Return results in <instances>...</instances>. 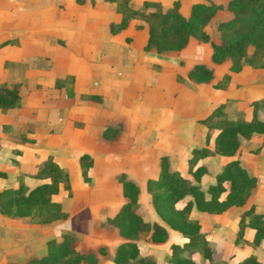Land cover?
<instances>
[{"label":"crops","instance_id":"obj_1","mask_svg":"<svg viewBox=\"0 0 264 264\" xmlns=\"http://www.w3.org/2000/svg\"><path fill=\"white\" fill-rule=\"evenodd\" d=\"M130 1L138 4L142 0H128L127 6ZM121 15L115 2L107 0H0V85L14 88L21 103L24 94H30L31 107V95L38 90L37 80L44 88L47 76V80L49 77L54 80L48 89L65 90L60 95L69 94L68 105L73 111L74 102H85L81 105L82 114H75L83 120V128L78 126L77 132L71 131L72 124L64 123L62 116L56 121L52 112L43 122L36 121L39 117L36 112L32 114L36 127L29 129L25 124L27 113L18 112L16 106L0 110V189L19 182L31 188L46 181L32 174L36 165L50 154L65 172L71 190L68 194L60 183L57 193L51 196L64 211V217L53 223L41 224L30 216L0 213V264H25L41 258L47 252V240L58 241L64 234L70 235V244L78 252L93 251L94 264H114L113 252L122 237L112 226L108 236L107 227L99 222L112 216L119 205L113 207L117 202L108 199L107 193L99 188L111 181L116 183L114 176L130 172L128 165L139 162L142 146L137 142L145 138L138 135L139 130L144 125L151 129L163 115L167 117L163 101L167 99V90L173 88L171 81L187 77L186 68L179 64V55L159 53L146 46V23L141 21L136 27L130 19L121 27L115 26ZM50 31L60 39L45 60L40 47L45 33ZM6 59L19 65V74L9 73ZM173 74L179 76L172 77ZM86 94L92 96L85 98ZM157 94L162 95L163 101ZM130 97L141 101H132ZM37 123L43 125L40 131ZM6 125H17L19 138L11 139L5 133ZM98 125L100 129L111 126L119 141L130 144L121 149L119 142L108 143L109 133L99 135ZM161 128L151 131V140L160 139L166 127ZM20 133L25 135L20 137ZM82 152L92 158L87 173L90 185L98 188L94 193L91 189L75 192V186L82 181L77 162ZM137 186L141 191L142 184ZM92 195L101 198L93 202ZM119 199L124 201V196L121 194ZM63 264L85 263L80 260Z\"/></svg>","mask_w":264,"mask_h":264},{"label":"trees","instance_id":"obj_2","mask_svg":"<svg viewBox=\"0 0 264 264\" xmlns=\"http://www.w3.org/2000/svg\"><path fill=\"white\" fill-rule=\"evenodd\" d=\"M114 1L117 0H107ZM127 1V0H124ZM126 4V3H125ZM171 7L160 10L157 1L143 0L140 8H130V14L138 15L147 23L146 46H153L156 52L179 49L187 41L190 34L208 22L218 4L211 1H194L190 5L189 14L183 16L177 10L178 2H172ZM128 7V6H127ZM232 16L219 24L222 30V40L218 43L209 41L212 61L230 59L229 69H240L239 60L244 56L245 45L254 40L257 34L264 32V0H232L229 2ZM130 14H123L119 27L125 25ZM132 15V16H133ZM262 24L261 28L259 26ZM227 30V32H225ZM229 31V32H228ZM206 37L205 32H201ZM264 54V52H262ZM187 77L197 81H206L211 77V68L202 62L194 63L187 71ZM20 96L14 88L0 85V110L17 106ZM264 106V96L253 100L250 118H230L220 106L213 107L207 114L197 119L204 126L203 144L192 146L186 159L187 172L192 180L183 176L178 170L169 168L166 158H161L160 169L155 178L146 180V189L150 194V202L156 216L163 222L147 221L136 210L138 186L136 182L121 172L116 179L120 182L121 193L126 197L108 222L124 237L114 249L112 261L114 264H153L141 256L139 247L132 234L142 232L148 241H163L169 227L183 237L182 242L171 241L165 260L170 264H195L192 253L199 251L201 257L209 264H218L212 259L213 248L210 236L200 230L199 221L189 216L192 207L199 211L218 212L229 206H238L245 202L250 187L255 184V177L249 175L233 155L242 139H248L253 132L264 131V122L256 117V107ZM212 138V146H209ZM220 153L231 158L225 162L222 169L214 175V181L203 189L196 180L203 174H209V167L199 162L206 156ZM78 166L82 180L89 181L87 173L92 164V158L86 152L78 155ZM32 176L46 179L31 188L22 182L16 186L0 189V213L5 215L30 216L38 219L41 224L53 223L64 217L61 204L52 199L57 193L59 184H64L66 175L63 169L48 154L37 165ZM224 181L229 182L228 188ZM64 186V185H63ZM66 189L67 186H64ZM222 195V196H221ZM189 196L183 205L175 206L181 197ZM248 218L245 219V216ZM245 227L254 229L251 240L252 247L264 240V216L260 213H241L235 236L243 237ZM244 240V238H241ZM71 237L64 234L58 241L47 240V252L41 258L31 259L25 264H63L82 260L85 264H94L96 256L93 251L78 252L70 244ZM102 247L98 248L101 251ZM226 264H264L254 253L245 255L240 260Z\"/></svg>","mask_w":264,"mask_h":264},{"label":"rangeland","instance_id":"obj_3","mask_svg":"<svg viewBox=\"0 0 264 264\" xmlns=\"http://www.w3.org/2000/svg\"><path fill=\"white\" fill-rule=\"evenodd\" d=\"M75 1L77 2L80 0ZM127 1L117 0L115 2L117 9L121 11L122 15L130 14V8H140L143 2L142 0L137 4L134 2L131 3L130 1L129 6L127 7L125 4ZM148 1L159 2L160 10L171 7V5H173L172 2L176 1L178 2L177 10L183 16H187L189 14L190 5L194 1H211L214 4H218V7L214 10L208 22L202 27L206 37H202L201 32L203 31L197 30L195 33L189 35L186 43L181 48L167 50V53L170 52V54L179 55V64L180 66H184L186 68V72L184 71L186 74L188 69L194 63L202 62L211 68V77L206 81H197L188 77H185V79L182 80L175 79L176 82L171 81L173 88L171 90H167L166 100L163 101L162 95L158 96L157 94L159 100H162L166 105L165 107L167 112H165V114H167V117L163 115L160 123H158L159 125L152 124L151 129L148 125H144L143 129L139 130L138 135L147 139L143 138L144 140L137 142L139 144L138 146H142V150H139L142 153L140 155V160L139 162L137 161L134 164L128 165L130 172L127 171L125 173V175L132 178L136 184H142L141 191H138L137 195L136 210L145 220L157 221L163 224L152 209L150 194L146 189V180L157 176L162 157H164V159L166 158L165 160L169 168L176 169L183 176H186L191 180L193 179L186 171V159L189 157V151L192 146L201 145L204 142V131H202V125L200 126L197 119L207 114L213 107L220 106L224 114L230 118L241 117L248 119L251 117L253 100L264 96V54L262 53L264 52V32L257 34L253 41L248 42L245 45L244 56L240 57L241 59L239 60L241 67L237 71H232L229 69V65L231 63L230 59H222L221 61L215 62L209 57L211 52L209 41L211 40L218 43L222 40V30L221 25L219 26V24L227 21V19L233 14L229 7V2L232 0ZM132 15L130 14L131 17H129L127 21L132 19L133 25L136 27L139 26V22L141 21L146 23V21L139 18L138 15ZM118 25L119 21L115 24V26ZM261 26L262 24L259 28H261ZM225 32H227V30ZM57 36L59 35H55L52 31L45 33L44 44L42 45V48L40 47L42 50L40 53H43L45 60H47L53 53L55 41L57 42L60 39ZM147 47L154 50L151 45ZM6 60V67L8 68L9 73L11 75L19 74L18 71H21L19 65L14 63L12 60ZM44 72L46 74V71ZM37 75L40 74L37 73ZM178 76L179 75L173 74L172 77ZM49 79L47 80V76H45L44 82L42 81L43 84L46 83L44 88L43 86L41 87L42 84L39 82L40 79H38L39 81L37 80L36 82L38 90L31 95V107L28 106L30 94L25 93L22 103L20 102L16 106V109H18L17 111L28 114V119L25 124L29 129L36 127L32 122L33 120H31L34 118V116H31L32 114H35L36 112L39 116L37 117L38 119L35 118L36 121L43 122V120L49 116L48 113L52 112L56 121L58 120L59 122L62 116L64 123L69 125L72 124L71 131L77 132L78 126L82 127L83 120L78 118L75 114H82L83 107H81V105L84 106L85 102H83V100L74 102L75 104H73V106L76 105V107L74 109L75 111H73L71 108L72 106L70 104L68 105L70 102L68 98L69 94L64 97V93H62L63 95H60V92H65V90H61L59 88H57L58 90H55L53 87H49V90V84H54V80L50 77ZM58 86L59 85H57V87ZM41 88H43V92H41ZM30 90L31 88H29L28 91ZM87 96H92V94H86L84 97L86 98ZM80 97H82V94ZM131 99L132 101H141L139 98L137 99V97ZM256 117L264 122L263 105H258L256 107ZM9 120H12V118L10 117ZM39 125L41 124L37 123V129L40 131L43 129V125ZM162 126H165L166 128L163 129L165 132L161 133L160 139L151 140V137L153 136L151 131L155 132V130L160 129ZM18 128L19 127H17V125H6V129L4 130L5 133L11 137V139H14L19 138V133H17ZM102 128L100 129V125H98L97 133L99 135H102V133L104 135H106L105 133H109V135H106V141L108 143L116 144L119 142L118 148L121 149H126L127 143L130 144V142L125 140L119 141L115 133L111 132V126L107 125L103 129ZM69 131L70 130L67 132L69 133ZM21 134L23 136L25 135L24 133H20V137ZM208 145L212 146V138H210ZM233 156L239 159L240 164L245 168L249 175L255 177V184L250 187L245 202L238 206H229L218 212L199 211L194 207L190 210L189 216L196 218L199 221L200 230L207 232L210 236V242L214 251L212 259L218 264H226L228 262L240 260L249 253H254L259 260L264 262V240L260 241V243L255 247H252L248 242V240H251L254 231L252 227L244 228L243 237H241L244 238V240L235 236L238 229L239 215L241 213H260L264 216V131L253 132L248 139H242ZM230 158L231 156L215 153L212 156H206L200 159L199 162L204 163L209 167L210 173L201 175L196 182L203 189L207 188V186L214 181V175L222 169L225 162ZM117 175L114 176L115 179ZM89 182L90 179L87 182L82 180L81 183H78V185L75 186V192L79 194L85 189H91L93 191L92 193H94L98 190V188L95 187L96 185H90ZM117 182L113 183V181H111L108 185L99 188L107 193L105 196L108 199L114 203L115 201L117 202L112 205L113 207H117L118 205L120 207V205L126 201L125 196L124 201L121 202L119 199L122 193L120 182ZM63 185L67 186V193L70 194V184L67 178ZM224 185L228 188L229 182L224 181ZM99 198L101 197L92 195L93 202ZM187 199H189V196L181 197L177 202H175V206L180 207ZM108 206L109 211L111 208L110 205ZM108 218L109 217H106V220L100 221L99 224L107 227L105 233L109 236V230H111L110 226L112 225L108 222ZM246 218H248V215L245 216V219ZM31 219L34 221L38 219V216L31 217ZM166 228V237L163 241L159 242L146 240L142 232H137L129 236L137 243L141 256L150 260L153 264H170L165 260V255L168 253V244L171 241L176 242L180 239V237H182L178 231L169 227ZM121 237L122 239L119 241L124 239L123 236ZM183 240L184 239H182V241ZM119 241H117L116 244ZM192 257L195 264H209V261L201 257L199 251L193 252Z\"/></svg>","mask_w":264,"mask_h":264}]
</instances>
